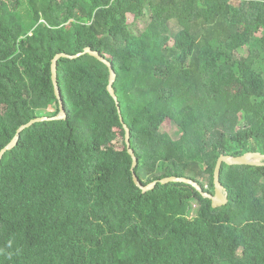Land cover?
<instances>
[{"label":"trees","instance_id":"16d2710c","mask_svg":"<svg viewBox=\"0 0 264 264\" xmlns=\"http://www.w3.org/2000/svg\"><path fill=\"white\" fill-rule=\"evenodd\" d=\"M2 31L0 151L59 113L58 53L107 58L121 109L107 63L58 60L66 118L0 161V264H264V165L224 162L217 207L159 181L213 194L222 154H264V0H0Z\"/></svg>","mask_w":264,"mask_h":264},{"label":"water","instance_id":"95a60500","mask_svg":"<svg viewBox=\"0 0 264 264\" xmlns=\"http://www.w3.org/2000/svg\"><path fill=\"white\" fill-rule=\"evenodd\" d=\"M86 52L96 56L98 59H100L101 61H103L109 65V67H110V82L108 85V89H109L111 95L115 98L117 105L121 109V106L119 105V101H118V96H117L115 88H114V82L116 80L117 74H116V71L114 70V68L112 66V63L107 58H105L99 51L93 50L91 47H86L82 53L75 54V55H71V54H68L65 52L58 53L52 60V78H53V82H54V86H55V93L58 96V98L60 99V103H61L59 113L53 117H49V116L36 117V118H33L32 120H30L28 123L21 125V127L18 129L15 137L10 141V143H8L0 151V161H1L4 153L7 150L13 148L17 144L20 132L23 129L27 128L28 126L32 125L33 123H35L37 121L66 118L67 112H66L65 107H64L65 104L62 101V93H61L59 83H58V69H57L58 60L62 56L75 58V57L80 56L81 54L86 53ZM121 119H122V121H124L122 117H121ZM124 127H125V131H126L127 147H128L129 153L133 157L132 169H133V174H134V180L137 183V185L140 186L145 191H147L149 189H153L156 186V184L158 183V180L152 181L147 185H143L140 182L137 174L134 172V168L137 164V157L135 155L134 150L131 148L130 129L126 123H124ZM256 158H261L264 160V154L261 152H253V151H249V152H246L242 155H237V156L222 154L217 161V165H216V169H215V174H214L215 191L213 194H211L209 192H205L199 183L193 181L192 179H190L188 177L169 176V177H164V178L160 179L159 181L162 183H167V182H171V181L190 183V184L194 185L196 188H198L203 193L204 196L211 198L213 201V206L217 207L219 205L226 204L228 201L227 189L225 188V186L220 181V171H221L222 164L224 162H226L227 164H230V165H235V164H239V165H242V164L264 165V161L263 162H257V161H255Z\"/></svg>","mask_w":264,"mask_h":264},{"label":"rangeland","instance_id":"374dc122","mask_svg":"<svg viewBox=\"0 0 264 264\" xmlns=\"http://www.w3.org/2000/svg\"><path fill=\"white\" fill-rule=\"evenodd\" d=\"M129 21L130 22H132V21H134V15H132V14H129ZM142 28H143V26H144V24L142 25V24H139ZM2 33V34H1ZM0 33V37H1V35H4V32L2 31ZM257 35H260L259 33L257 34ZM241 104H243L242 103V101L241 100H238V101H236V102H234L233 103V105H232V107L230 108V110L231 111H229V112H231V120L233 121V122H235V118H236V116L233 114V113H235V112H237L238 111V109H240L241 107H242V105ZM192 115V114H191ZM191 115L190 114H186V118H188L189 119V117H191ZM191 119V118H190ZM161 130L162 131H165L166 130V132H169L170 134H172L173 136H176L177 134H179L180 133V127H179V125L175 122V121H173V120H171V119H166V121L164 122V124L162 125V128H161ZM118 132V131H117ZM120 137V136H119ZM121 138V137H120ZM115 144H116V146L117 147H122V145H123V143H122V141L120 140V139H118L116 142H115Z\"/></svg>","mask_w":264,"mask_h":264}]
</instances>
